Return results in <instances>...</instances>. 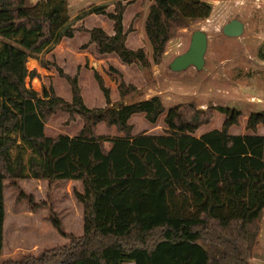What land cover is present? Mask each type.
I'll return each mask as SVG.
<instances>
[{"label":"trees","instance_id":"1","mask_svg":"<svg viewBox=\"0 0 264 264\" xmlns=\"http://www.w3.org/2000/svg\"><path fill=\"white\" fill-rule=\"evenodd\" d=\"M68 7L69 0H0V256L7 180L82 182L84 190L75 196L83 206L84 232L40 257L0 264H251L264 213V135L258 133L264 111L248 117L252 133L233 135L242 116L237 108L201 110L191 103L166 109L160 96L118 106L96 71L107 106L91 109L78 75L71 77L44 58L81 31L90 34L99 54H116L126 65L149 70L162 63L175 26L209 19L213 6L206 0H153L145 25L152 60L143 49L127 46L132 31L124 27L127 4L117 2L114 12L96 5L73 20ZM91 15L112 21L114 34L76 28ZM29 58L56 68L72 89L71 102L53 86L43 85L41 95L27 86V79L40 77L28 69ZM109 74L117 76L122 100L139 93L113 66ZM58 111L69 115L66 124L76 115L82 118L76 137L46 135V124ZM215 111L225 116L222 128L195 136ZM136 114H145L151 124L165 114L164 134L133 136L130 120ZM100 123L124 136H99ZM15 149L21 152L13 156ZM52 223L67 236L60 220Z\"/></svg>","mask_w":264,"mask_h":264},{"label":"rangeland","instance_id":"2","mask_svg":"<svg viewBox=\"0 0 264 264\" xmlns=\"http://www.w3.org/2000/svg\"><path fill=\"white\" fill-rule=\"evenodd\" d=\"M30 1L37 3L39 0ZM206 1L213 6L210 18L188 22L185 27L175 24V31L166 46L162 63L152 65L151 69L142 70L141 74L133 76L138 84L144 83L143 79H139L144 78L151 91L143 87L141 90L145 93L140 94L139 91L138 94L128 96L126 101L138 102L147 94H156L160 95L166 109L191 103L201 110H207L210 106L237 108L242 116L239 125L232 127L230 133H252L246 129L248 117L253 112L264 111V0ZM117 2L127 4L124 24L126 31L132 29L128 35L131 43L145 46L148 58L152 60L153 50L145 25L153 0H69L67 15L73 20L83 11L101 4L107 5L113 12ZM102 19L107 23L106 17ZM234 19L245 25L243 35L238 38L223 34L224 26ZM198 30L206 32L209 39L205 69L197 71L190 68L179 73L172 72L170 63L188 50L192 35ZM133 67L136 69L135 73L140 71L139 65ZM26 83L32 89L39 88L37 81L27 79ZM224 120L223 114L213 112L211 122L201 127L195 136L200 137L209 131L221 129ZM134 122L139 131L144 127H151L145 125L141 118H136ZM70 124L62 123V131ZM150 129L152 133H163L166 129L163 118ZM258 133L264 135L262 125L258 127ZM19 152L21 149L13 150V156ZM30 156L31 153L27 150L25 159L28 160ZM5 184L6 219L1 263L40 257L68 245L71 235L83 234V206L75 196L77 192H83L82 184L69 185L67 182H48L34 178L7 180ZM53 218L61 221L67 236L57 231L52 223ZM258 227L251 264H264V213Z\"/></svg>","mask_w":264,"mask_h":264},{"label":"crops","instance_id":"3","mask_svg":"<svg viewBox=\"0 0 264 264\" xmlns=\"http://www.w3.org/2000/svg\"><path fill=\"white\" fill-rule=\"evenodd\" d=\"M126 17H127V14L125 13L124 21ZM102 18H104V16L91 15L85 18V20L81 21L80 24H77L76 28H79L81 26H84L87 29L102 28L108 34L113 35L114 34V23L110 20H107V23H106V21H104V19ZM97 20L99 22H97ZM124 27H125V24H124ZM127 46L128 48L132 50H139V49L145 48V46L133 45V43H131L129 39V36L127 39ZM144 51L147 53L148 49L145 48ZM44 58L47 61H50L51 63H56L66 74L70 75L71 77H75L76 75H78L79 84L82 89V96H83L84 102L91 109L105 108L107 106L106 99L95 78V74H94L95 71L98 72L103 77L106 85L111 89L112 102L114 104H118V106L122 104H127L126 99L122 100L120 97V94L118 91V82L116 80L117 76L109 74L110 66H113L114 68L119 70L122 73L126 83L136 86L141 91L140 94L144 92L141 90L143 87H146L147 88L146 90L151 91V89H149V87L147 86V82L144 78L142 77L139 78V79L144 80V83H141V84H138L133 79L134 74L138 75V73L141 74V72H143L142 71L143 69L141 67H139L140 71L135 73L136 69L133 66H136V64L126 65L122 63V61L116 54H105V55L99 54L96 44L90 43V34L87 32H81V31L76 32L74 38L62 40V42L59 45H57L56 48L51 53L46 54ZM27 67L29 70H35L40 76L39 78H34L32 80L29 79L30 81H37V83L39 84V88L35 87L34 89L35 91H37L38 93L42 91V88H43L42 84L45 82L44 83L45 85L46 83H48L46 85L48 88L50 86L54 87L55 92L59 97L63 98L64 100L68 102L72 101V98H73L72 89L69 83L64 78L60 77L58 71L56 70L54 66H51L49 69H46L41 66L40 62L37 59L29 58ZM154 96H160V95L147 94L146 97H144L142 100H147ZM68 117L69 115L62 111H58L55 115H53L49 124H46V127H45L46 135L51 138H56L60 135L69 136L71 138L76 137L79 134V132L83 129L84 121L82 120L80 116L76 115L75 120L71 122L69 127L63 129L62 131V127L60 126L62 123L68 120ZM161 117L163 118V122H164L165 114L162 115ZM161 117L157 123H159V121L161 120ZM136 118L143 119V121L145 122V125L147 124V126L152 127L155 125V124L149 123L146 120L145 114H136L132 116L130 123L134 125L135 124L134 120ZM151 127H147V128L144 127L142 130L140 129L139 131L137 127L134 126L133 136H137L143 132L147 134H153V135L164 134V132L161 134L152 133L150 129ZM97 134L99 136H106V137H123L124 136L123 134L118 132L115 126L109 127L105 123H100L97 126ZM246 134H250V133H246ZM62 182H67L69 185L70 184L71 185H74V184L81 185L82 184V182L75 181V180L62 181Z\"/></svg>","mask_w":264,"mask_h":264},{"label":"water","instance_id":"4","mask_svg":"<svg viewBox=\"0 0 264 264\" xmlns=\"http://www.w3.org/2000/svg\"><path fill=\"white\" fill-rule=\"evenodd\" d=\"M244 30L245 25L240 20L234 19L224 26L223 34L230 38H238L243 35ZM208 44L209 39L206 32L202 30L194 32L188 50L170 63V70L176 73L190 68L197 71L204 70Z\"/></svg>","mask_w":264,"mask_h":264}]
</instances>
